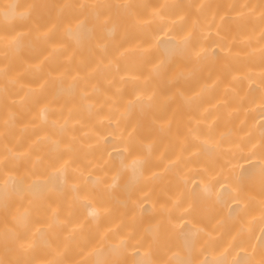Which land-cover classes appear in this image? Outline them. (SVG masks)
<instances>
[{"label": "bare ground", "instance_id": "1", "mask_svg": "<svg viewBox=\"0 0 264 264\" xmlns=\"http://www.w3.org/2000/svg\"><path fill=\"white\" fill-rule=\"evenodd\" d=\"M0 264H264V0H0Z\"/></svg>", "mask_w": 264, "mask_h": 264}]
</instances>
